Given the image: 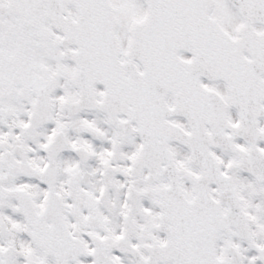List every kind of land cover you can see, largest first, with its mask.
<instances>
[{"label": "snow or ice", "instance_id": "snow-or-ice-1", "mask_svg": "<svg viewBox=\"0 0 264 264\" xmlns=\"http://www.w3.org/2000/svg\"><path fill=\"white\" fill-rule=\"evenodd\" d=\"M0 264H264V0H0Z\"/></svg>", "mask_w": 264, "mask_h": 264}]
</instances>
